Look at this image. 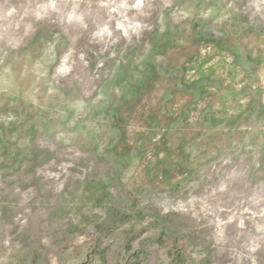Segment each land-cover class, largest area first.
I'll use <instances>...</instances> for the list:
<instances>
[{"label": "rangeland", "instance_id": "374dc122", "mask_svg": "<svg viewBox=\"0 0 264 264\" xmlns=\"http://www.w3.org/2000/svg\"><path fill=\"white\" fill-rule=\"evenodd\" d=\"M0 264H264V0H0Z\"/></svg>", "mask_w": 264, "mask_h": 264}]
</instances>
